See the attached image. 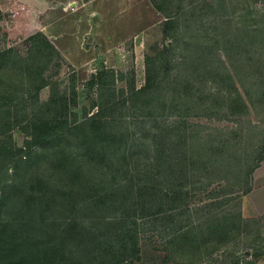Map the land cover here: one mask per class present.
<instances>
[{"label": "trees", "instance_id": "trees-1", "mask_svg": "<svg viewBox=\"0 0 264 264\" xmlns=\"http://www.w3.org/2000/svg\"><path fill=\"white\" fill-rule=\"evenodd\" d=\"M151 2L164 15L166 43L148 60L145 84L137 87L132 77L120 85L126 75L102 67L88 82L96 110L82 116L74 109V87L52 84L15 48L0 50V109L10 117L13 106L25 108L18 123L29 135L16 146L0 117V264H138L151 236L163 239L168 255L202 249L190 223L189 173L194 169L209 182L229 177L238 169L232 157L238 149L229 138H213L190 111L198 99L208 109L224 99L239 107L231 113L246 114L264 76L236 80L223 56L249 63L264 58V11L251 17L253 8L238 13V3L227 0ZM209 82L217 83L213 100L216 91L204 94ZM46 86L52 92L43 101ZM196 88L204 92L198 98ZM261 150L253 160L249 145L247 159L239 161L243 194L252 189L264 144ZM17 154L29 156L25 175L21 160L9 173ZM208 224L217 236L234 228L219 217ZM221 244L214 241L211 252Z\"/></svg>", "mask_w": 264, "mask_h": 264}, {"label": "rangeland", "instance_id": "rangeland-1", "mask_svg": "<svg viewBox=\"0 0 264 264\" xmlns=\"http://www.w3.org/2000/svg\"><path fill=\"white\" fill-rule=\"evenodd\" d=\"M4 1L8 3V6L5 7V14L0 18V50L13 47L26 58L29 57L36 62L38 68L52 84L58 83L59 87L68 91H71L72 87H74L78 100V104L74 109L79 112L80 116L86 110L89 113L96 110V108L91 107L96 93L88 85L93 73L99 71L102 67H106L116 72H123L126 75L124 81L118 82L120 85H124L127 79L130 80L133 77L135 85L141 87L145 84L148 75V60L152 56L159 55L166 43L161 23L164 16H161L160 19L159 16L156 19L148 17L147 23L142 26L141 30L133 32L129 38L113 40L111 37L108 43L104 42V44L96 42V40L92 41V39L84 41V45L87 48L96 44L100 56L91 63L73 65L60 54L58 47L52 40L53 38L47 33L38 32L41 26H24L29 16H25L21 9V4L15 0ZM104 1L96 0L95 2H90V9H94L91 12H96L97 4ZM32 2L41 9L53 8L51 21L56 16H60L63 5L67 4L69 9L71 6L70 1L32 0ZM227 2L230 5L237 2L238 13L245 12L247 9L245 7L247 6L253 8L250 14L251 17H257L264 11V0H227ZM80 3H82V0H80ZM147 7L148 14H150L153 8L149 5ZM33 10V14L36 16L37 9L34 8ZM134 10H136L135 14L139 12L138 8ZM79 13L80 11L74 15ZM74 15L71 16L73 17ZM235 23L236 21L234 20L232 26ZM176 57L181 67L177 69H181L182 74H185L182 55L177 54ZM223 57L226 60L227 67L236 76V80L246 76L252 77L251 79H255V77L259 79L264 76V58L257 57L256 60L249 63V59L244 57L239 60L231 59L227 56ZM177 69L175 71L178 73ZM237 85L242 89L239 81H237ZM209 87L213 92L216 91L211 96V100H213L214 95L218 94L217 83L209 82L205 88V93L203 89H198L197 91V88L193 90V93L197 92V98L201 95V92L208 95ZM234 88L233 85L232 90L235 93L236 90ZM51 92V86L42 88L40 91L41 100H48ZM206 100H210V98ZM223 100H220L219 105L215 109L203 107L205 105L202 99L196 100L192 104L190 118L193 122H198L200 126L206 127V131L214 135L213 138L217 140L229 138L232 143H235L234 149H238V153L232 157L239 169L241 166L239 161L244 162L247 159L243 152L249 148V145L254 150L253 160H256L262 151L261 146L264 144V87L260 89L257 99L249 102L245 115L231 113V111H240L239 107L229 108L228 100ZM12 109L10 117L8 115L10 111H6V108H4V111L0 109V117L8 121L7 131L12 143L22 147L26 144L29 135L23 126L18 123V118L21 114H25L26 111L25 108H15L14 106ZM217 128L222 129L224 134L221 135L224 137H219L220 132L216 130ZM18 160L24 163L21 174L25 175L29 156L24 157L21 155L20 157V154H17L12 159L9 173H14ZM238 169L234 172H227L226 174L229 177L222 175L220 179L211 182H209L207 177L198 176V172L194 169H191L189 173L191 176V183H189L188 187L191 207L190 223L193 235H198V239L202 244V249L199 252L194 255L191 253L180 254L179 252L168 255V251L162 249L163 239L151 236L148 241L150 247L144 251V258L138 260L137 263L264 264V213L257 212L247 197L248 193L243 194L246 179H242L239 176ZM201 173L205 174V171ZM182 206H184V203H179V209ZM181 215L179 214L177 219H180ZM215 217L227 219L229 224L234 225V228L232 229V226L229 232L221 233L218 236L213 234L208 223L214 220ZM219 239H222L220 248L211 252L213 242Z\"/></svg>", "mask_w": 264, "mask_h": 264}, {"label": "crops", "instance_id": "crops-1", "mask_svg": "<svg viewBox=\"0 0 264 264\" xmlns=\"http://www.w3.org/2000/svg\"><path fill=\"white\" fill-rule=\"evenodd\" d=\"M15 1L21 4L25 16H29L24 26H41L38 32L47 33L53 38L60 54L73 65L91 63L100 56L96 44L87 48L84 41L92 39V41L96 40L104 44V42L108 43L111 37L113 40L129 38L133 32L141 30L142 26L147 23L148 17L156 19L159 16L160 19L164 16L151 0H105L97 4L96 12H91L94 9H90V2L96 0H82V3L80 0H60L70 1V9L67 4L60 5L62 6L60 16H56L51 21L53 8L41 9L38 5H34L32 0ZM148 5L153 8L150 14H148ZM6 6L8 3L0 0L3 15ZM34 8L37 9L36 16L33 14ZM135 8L139 9L137 14H135ZM79 11V14L74 15ZM28 59L37 66L36 62L29 57ZM247 197L257 212L264 213V159L253 173L252 189Z\"/></svg>", "mask_w": 264, "mask_h": 264}]
</instances>
